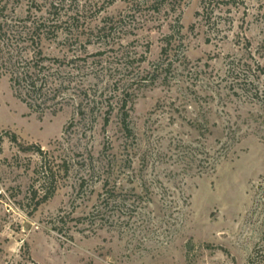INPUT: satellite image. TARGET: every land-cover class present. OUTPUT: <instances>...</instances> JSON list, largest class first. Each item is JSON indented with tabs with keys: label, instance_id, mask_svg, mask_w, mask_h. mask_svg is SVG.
<instances>
[{
	"label": "rangeland",
	"instance_id": "obj_1",
	"mask_svg": "<svg viewBox=\"0 0 264 264\" xmlns=\"http://www.w3.org/2000/svg\"><path fill=\"white\" fill-rule=\"evenodd\" d=\"M5 1L0 264H264V0Z\"/></svg>",
	"mask_w": 264,
	"mask_h": 264
},
{
	"label": "trees",
	"instance_id": "obj_2",
	"mask_svg": "<svg viewBox=\"0 0 264 264\" xmlns=\"http://www.w3.org/2000/svg\"><path fill=\"white\" fill-rule=\"evenodd\" d=\"M0 0V44L4 48L2 51L3 55L0 57V73L5 72L9 73L11 76V82L13 84V87L16 91H20L23 93L21 94L22 100L28 105V107L34 111H43L49 106H45L46 102L42 101L38 103L39 99L45 95L44 90L48 88L50 89L48 82L42 77L43 71L46 69V65L44 64L46 60H50L46 57H44L43 60L40 61H28V58H24L17 49V46L14 42V38H12L9 35V29L11 26L7 24V22L4 23V20H2L3 16H1L4 11L6 10V6H3L5 4H8L7 1ZM204 4L206 7L204 8H211V2L207 3V0H204ZM44 22L38 23L32 22L31 30H32V36L28 39L23 41L25 43L30 42L31 45H38L42 41L41 36L37 35L35 37V33L39 31L40 28L44 26ZM22 42V43H23ZM169 44V43H168ZM167 52V48H164V53ZM39 55L42 54L41 51L38 52ZM57 61V60H54ZM54 92V98L53 100L57 99L58 89L62 87V83H56ZM57 89V90H56ZM85 97L87 96V93H85ZM258 97V96H257ZM259 99V98H258ZM125 104V103H124ZM45 107V108H44ZM78 115L85 116L86 110L83 108V106L79 105L78 109ZM108 120L106 119V122ZM13 141L15 143H18V137L16 134H13L12 136ZM3 143H4V136L0 135V155L3 153ZM20 145V149H23V146ZM33 148H36V146H32ZM39 153L45 158L47 156V152L42 150L41 148H37ZM42 183L45 185L49 181H52L51 179H54V173L52 172V169L48 168L47 164L43 165V171H42ZM257 257H264V250H256Z\"/></svg>",
	"mask_w": 264,
	"mask_h": 264
}]
</instances>
